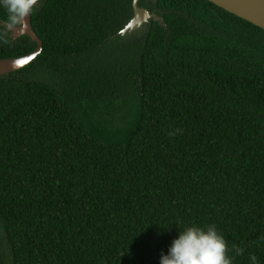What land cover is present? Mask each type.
Here are the masks:
<instances>
[{
  "label": "trees",
  "instance_id": "trees-1",
  "mask_svg": "<svg viewBox=\"0 0 264 264\" xmlns=\"http://www.w3.org/2000/svg\"><path fill=\"white\" fill-rule=\"evenodd\" d=\"M138 5L167 28L121 35L133 0L31 16L42 52L0 77V264H159L193 224L264 264V30L206 0ZM36 49L0 37V60Z\"/></svg>",
  "mask_w": 264,
  "mask_h": 264
},
{
  "label": "clouds",
  "instance_id": "clouds-1",
  "mask_svg": "<svg viewBox=\"0 0 264 264\" xmlns=\"http://www.w3.org/2000/svg\"><path fill=\"white\" fill-rule=\"evenodd\" d=\"M42 0H0V9L7 14L0 37L9 30H23L28 27V19L36 12ZM229 245L214 224L206 226L190 225L180 231L172 240L167 254L162 253L159 264H233ZM235 255H243L244 249L233 245ZM250 264H258L257 257L249 256Z\"/></svg>",
  "mask_w": 264,
  "mask_h": 264
},
{
  "label": "water",
  "instance_id": "water-1",
  "mask_svg": "<svg viewBox=\"0 0 264 264\" xmlns=\"http://www.w3.org/2000/svg\"><path fill=\"white\" fill-rule=\"evenodd\" d=\"M223 10L246 20L247 22L264 30V0H206ZM139 0H133L134 15L131 21L122 30L121 35H131L142 29L149 20L159 22L167 28L164 19L155 12H149L146 8L139 7ZM5 24H3L4 26ZM9 36L16 40L27 36L37 44V49L24 57L0 60V77L14 73L29 65L42 52L43 43L35 33L31 17L28 19V27L23 30H9ZM21 61L25 63L21 64Z\"/></svg>",
  "mask_w": 264,
  "mask_h": 264
},
{
  "label": "flooded vegetation",
  "instance_id": "flooded-vegetation-1",
  "mask_svg": "<svg viewBox=\"0 0 264 264\" xmlns=\"http://www.w3.org/2000/svg\"><path fill=\"white\" fill-rule=\"evenodd\" d=\"M146 27H144L143 29H141L140 33H142L145 30Z\"/></svg>",
  "mask_w": 264,
  "mask_h": 264
},
{
  "label": "snow or ice",
  "instance_id": "snow-or-ice-1",
  "mask_svg": "<svg viewBox=\"0 0 264 264\" xmlns=\"http://www.w3.org/2000/svg\"><path fill=\"white\" fill-rule=\"evenodd\" d=\"M25 63L24 61H21V64Z\"/></svg>",
  "mask_w": 264,
  "mask_h": 264
}]
</instances>
